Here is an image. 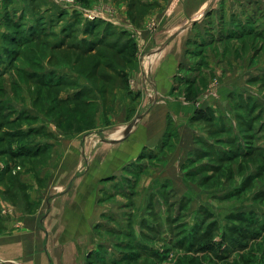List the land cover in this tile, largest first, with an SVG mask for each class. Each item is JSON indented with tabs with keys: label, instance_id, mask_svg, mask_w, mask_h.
I'll return each instance as SVG.
<instances>
[{
	"label": "crops",
	"instance_id": "1",
	"mask_svg": "<svg viewBox=\"0 0 264 264\" xmlns=\"http://www.w3.org/2000/svg\"><path fill=\"white\" fill-rule=\"evenodd\" d=\"M259 4L0 0V52L24 38L16 46L26 56L15 55V67L33 69L45 82L113 84L95 90L89 128L65 133L44 117L39 126L51 138L20 147L29 154L0 149V264H86L107 243L108 229L128 222L131 210L148 200L157 204L165 192L188 195V163L205 143L203 123L230 117L231 94L247 59L255 66L260 61L257 49L243 52L241 46L245 37L258 43L253 32L243 35V24L259 26ZM104 54H117L118 61L104 64ZM89 56L97 63L84 70ZM47 153L35 177L32 167ZM5 155L26 160L20 180L30 198L23 206L1 201L9 195ZM10 189L18 202L19 190Z\"/></svg>",
	"mask_w": 264,
	"mask_h": 264
},
{
	"label": "rangeland",
	"instance_id": "2",
	"mask_svg": "<svg viewBox=\"0 0 264 264\" xmlns=\"http://www.w3.org/2000/svg\"><path fill=\"white\" fill-rule=\"evenodd\" d=\"M259 3V26L245 19L243 24V35L253 32L258 43L245 37L241 46L243 52L252 46L257 49L253 55L260 61L255 66L247 59L237 78L242 82L231 94L230 117L203 123L205 143L188 163L193 171L185 178L188 195L165 192L153 197L157 204L148 200L131 210L128 222L108 229L107 243L90 253L86 264H264V0ZM16 39L0 52V149L29 154L28 148L20 147H33L53 136L39 126L44 117L46 124L47 119L54 120L65 133L89 128L95 105L85 101L93 98L89 89L102 85H88L82 93L77 82L49 83L33 76V69L15 67V55L26 56L16 46L24 38ZM236 57L241 62L242 56ZM87 63L89 59L83 65ZM67 93L64 99L61 95ZM50 155L35 162V177L37 167L45 166ZM5 156L4 170L10 167L12 173L3 176L9 195L1 201L23 206L30 198L20 180V166L26 160ZM11 177L15 182L9 181ZM11 187L19 190L18 202L11 199Z\"/></svg>",
	"mask_w": 264,
	"mask_h": 264
},
{
	"label": "trees",
	"instance_id": "3",
	"mask_svg": "<svg viewBox=\"0 0 264 264\" xmlns=\"http://www.w3.org/2000/svg\"><path fill=\"white\" fill-rule=\"evenodd\" d=\"M113 56H117V54H110V55H108V54H104V56L101 58V60H103V62H106V63H104V64H108V65H110V64H115V61H116V59H114V60H112L111 59V57H113ZM87 59H89V63H87V66H83V64H82V67H83V69L85 70V69H89V68H91L94 64H96L97 62H96V58H94L93 56H89V57H85V58H83V62L85 61V60H87ZM64 81H65V83L67 82L65 79H64ZM63 80L61 81V82H57V84H61L62 85V83L64 82ZM71 82H73V81H71ZM49 83H52V82H49ZM73 83H76V82H73ZM95 85V84H94ZM96 85H102L100 88H97L96 90L98 91H101V92H105V91H107L109 88H112L113 87V84H96ZM79 88V90H82L81 92L83 93L84 91L83 90H85L86 89V87L85 88H83V87H78ZM90 91H91V95L93 96V98L92 99H87L85 102L87 103V104H89V103H95V101H96V99H95V95H94V92H95V90L94 91H92L91 89H89ZM86 91V90H85ZM80 93V92H79ZM79 93H77V98L75 99V101H79ZM62 96V95H61ZM58 99V98H57ZM56 99V101L58 102V100ZM64 99H67V98H64ZM61 101H63V100H60V103H61ZM59 103V102H58ZM56 106V105H55ZM52 109H57V108H52ZM62 117V116H61ZM60 117V118H61ZM0 128H1V125H0ZM18 133H16V135H17ZM4 141H5V138L3 139ZM4 141H1V142H4ZM6 152V154H8L10 151H7L6 149H4ZM5 172V174H8V175H10L9 173H11V171L8 169V170H6V171H4ZM12 180V182H15V180H14V178L13 177H11L10 179H9V181H11ZM12 188V187H11Z\"/></svg>",
	"mask_w": 264,
	"mask_h": 264
},
{
	"label": "flooded vegetation",
	"instance_id": "4",
	"mask_svg": "<svg viewBox=\"0 0 264 264\" xmlns=\"http://www.w3.org/2000/svg\"><path fill=\"white\" fill-rule=\"evenodd\" d=\"M1 127H3V125H1Z\"/></svg>",
	"mask_w": 264,
	"mask_h": 264
}]
</instances>
